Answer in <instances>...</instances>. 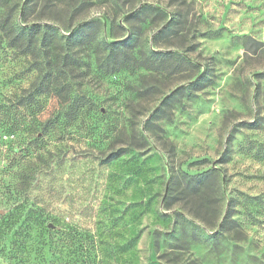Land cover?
Listing matches in <instances>:
<instances>
[{"label": "rangeland", "instance_id": "374dc122", "mask_svg": "<svg viewBox=\"0 0 264 264\" xmlns=\"http://www.w3.org/2000/svg\"><path fill=\"white\" fill-rule=\"evenodd\" d=\"M141 4L166 19L126 20ZM9 10L17 27L40 13L64 35L87 25L67 68L49 47L45 96L38 56L0 43V264H264V0H6ZM131 24L144 46L184 62L101 71L99 43ZM53 115L57 158L27 191L45 224L24 228L13 196L42 149L37 122Z\"/></svg>", "mask_w": 264, "mask_h": 264}, {"label": "trees", "instance_id": "16d2710c", "mask_svg": "<svg viewBox=\"0 0 264 264\" xmlns=\"http://www.w3.org/2000/svg\"><path fill=\"white\" fill-rule=\"evenodd\" d=\"M138 1L139 3L142 2V0ZM128 12L126 20H142V18L147 15V12H150L152 18L159 21H164L167 17V13L163 8L152 6L150 4H141L137 8L132 7ZM45 17V13H40L37 17L38 21L32 22L31 25L26 24L19 27L14 26L11 21V10L6 12V0H0V43L2 40H5L6 47L19 51L21 54L29 57V59L34 60L35 55L38 56V59H36L35 63L32 65L35 68L33 73H38L36 77L38 81L37 83H34L37 85L36 89L38 96H45L47 88L46 82L51 76L48 59L49 47L54 45L58 48L60 67L67 68L72 58L68 57L65 52H69L70 50H73V48L77 49V47H73L70 43L75 33L87 25L84 24L78 26L75 32L67 30L68 34L64 35L59 30L58 26L55 25L56 23H54V25L49 24L50 22L39 23V21L45 19ZM163 23L164 25L159 30L158 35L169 29L173 23V19L169 20L168 23H166V21ZM83 35L86 37L90 36L87 35V32H84ZM142 40L139 29L133 24L130 25V32L125 38L113 41L102 40V43H99L98 45L100 52V55L97 57L98 68L107 73L120 69H127L130 71L144 70L148 72L152 70L173 71L174 68L170 69L169 65L172 60L175 59V62L178 64L182 61L184 62L182 56L176 55L171 51H154L144 46ZM85 43L86 41L83 40L80 45H85ZM81 99V101L84 102L83 97ZM29 102L30 101L27 100L20 104L23 106ZM83 102L76 105L74 111H72L79 112L81 110L80 108L83 106ZM72 116L73 115H68V120H70ZM59 124L58 115H53L43 121L37 122L40 132L39 135L34 137L32 142L40 143L42 149L35 153V157L27 160L24 167L20 169V174L23 178L20 187L21 192L13 196V203L15 204L14 209L20 212L21 215L24 214L23 222H26L24 228H30L32 227V224L39 227H42L45 224L46 217H41L42 210L30 201L27 196V191L33 183L34 175L39 170L46 168L53 158H57L52 150L53 146H50L47 140L50 137L51 131H53ZM125 151V147L122 149L111 148L107 151L105 160L102 162L113 160L124 154ZM25 153V155H29L27 149L25 150ZM17 170L18 169H16V171ZM213 172L214 170L210 169L203 173L191 176V182L194 184L193 188L198 186L203 180H205V178L211 176Z\"/></svg>", "mask_w": 264, "mask_h": 264}]
</instances>
